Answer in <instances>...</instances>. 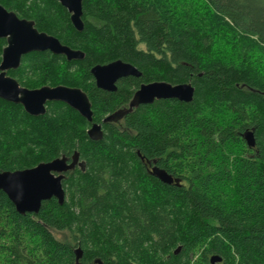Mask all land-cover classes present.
I'll list each match as a JSON object with an SVG mask.
<instances>
[{"label": "trees", "instance_id": "obj_1", "mask_svg": "<svg viewBox=\"0 0 264 264\" xmlns=\"http://www.w3.org/2000/svg\"><path fill=\"white\" fill-rule=\"evenodd\" d=\"M0 4L85 53L30 52L8 75L30 89L81 88L104 131L92 140V123L60 101L32 116L0 98V171L75 151L83 163L66 173L64 203L44 201L38 213H18L0 190V264H75L79 246L84 264H264V0H83L82 31L58 0ZM115 60L142 75L98 88L91 68ZM155 81L191 82L194 98L102 122ZM251 129L255 148L243 138Z\"/></svg>", "mask_w": 264, "mask_h": 264}, {"label": "water", "instance_id": "obj_2", "mask_svg": "<svg viewBox=\"0 0 264 264\" xmlns=\"http://www.w3.org/2000/svg\"><path fill=\"white\" fill-rule=\"evenodd\" d=\"M70 13V19L76 30L84 29L83 0H58ZM0 38L6 39L0 62V98L23 106L32 116L44 115L49 101L63 102L80 113L91 122L88 135L92 140H101L104 136L103 124L93 123L91 102L81 88L65 85L49 86L30 89L21 86L8 71L17 69L22 57L30 52L51 51L54 54L64 55L68 61L82 60L85 53L73 49L63 43L54 35L39 31L33 20L20 18L16 12L6 9L0 4ZM98 88L106 91H116L119 79L128 76L140 77L142 72L134 65L122 60H115L108 64H98L91 68ZM195 87L191 82L172 84L167 81L143 83L135 92L129 106L117 110L103 119V123L122 120L134 108L141 105L152 104L156 100L177 99L191 102L194 98ZM243 138L249 148H255V130H246ZM140 155V154H139ZM142 161L145 159L142 157ZM77 166L83 167L80 154L75 151L72 157L62 156L48 162H40L34 167L18 170L0 171V190H2L15 205L20 214L38 213L44 201L56 198L59 204L65 201L63 180L66 173ZM149 173L167 184H180V179L173 178L171 174L159 167H152ZM179 249H177L176 253ZM76 263L83 256V249L75 248ZM222 261L219 255L211 257V263ZM97 264L101 262L96 261Z\"/></svg>", "mask_w": 264, "mask_h": 264}, {"label": "rangeland", "instance_id": "obj_3", "mask_svg": "<svg viewBox=\"0 0 264 264\" xmlns=\"http://www.w3.org/2000/svg\"><path fill=\"white\" fill-rule=\"evenodd\" d=\"M56 236L59 238V239H62V240H67L68 239V234L67 233H59V232H55Z\"/></svg>", "mask_w": 264, "mask_h": 264}, {"label": "flooded vegetation", "instance_id": "obj_4", "mask_svg": "<svg viewBox=\"0 0 264 264\" xmlns=\"http://www.w3.org/2000/svg\"><path fill=\"white\" fill-rule=\"evenodd\" d=\"M5 46H6V45H5ZM133 96H134V95H133ZM132 98H133V97H132ZM151 168H152V167L149 166V167H148V170H150Z\"/></svg>", "mask_w": 264, "mask_h": 264}]
</instances>
